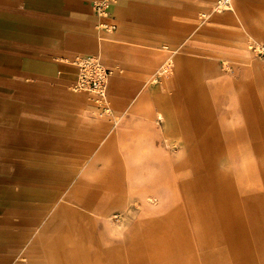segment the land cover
<instances>
[{
	"label": "rangeland",
	"instance_id": "1",
	"mask_svg": "<svg viewBox=\"0 0 264 264\" xmlns=\"http://www.w3.org/2000/svg\"><path fill=\"white\" fill-rule=\"evenodd\" d=\"M116 1L108 8L110 22ZM172 2L177 28L186 30L181 42L178 36L168 46L177 51L174 59L183 57L179 65L187 73L179 79L171 70L156 74L167 54L163 43L132 54L123 47L136 44L121 42L110 35L112 31L96 40L92 30L91 48L72 54L97 53L111 71L106 113L99 114L89 92L73 89V77L64 74L70 68L61 66L60 74L56 73L57 62L46 56L52 53L50 44L43 67L53 74H45L44 89L29 92L33 95L23 100L12 99L10 121L1 106L0 186L11 190L4 199L0 196V233L13 229L8 223L11 219L31 224L27 241L21 242V256L0 250V264H62L58 253L52 252L63 234L69 238L75 264H231V258L248 256L243 238V190L252 184L254 189L259 171L244 160L259 158L229 156L223 138L218 154L203 155L202 169L176 172L174 164L184 160L186 152L167 153L162 140L172 135H217L220 128L256 120L264 125V60L250 48L264 42V37L247 35L244 28L229 25L239 21L235 0L220 12L213 11L216 0ZM179 4H187V12L180 11ZM251 11L255 17L249 19L264 26V5ZM181 13L180 20L176 15ZM198 35H202L200 43L196 42ZM243 52L249 55L248 66L242 63ZM117 76L122 83L115 87L111 79ZM248 91L251 99H245ZM37 94L44 97V103L37 104ZM157 112L163 113V120L156 121ZM36 163L47 170L32 172L29 168ZM112 166L120 201L109 220L87 212L90 220L97 221L95 229L88 227L91 223L78 229L72 219L54 221L61 204H65V214L77 207L74 193L92 200L93 205L106 199L105 181ZM24 170L34 181L45 183H27V175L12 177ZM197 225L207 240L204 246L198 243ZM170 230L175 235L173 243ZM186 231L189 246L185 250Z\"/></svg>",
	"mask_w": 264,
	"mask_h": 264
},
{
	"label": "crops",
	"instance_id": "2",
	"mask_svg": "<svg viewBox=\"0 0 264 264\" xmlns=\"http://www.w3.org/2000/svg\"><path fill=\"white\" fill-rule=\"evenodd\" d=\"M92 0H0V111L4 105V116L8 120L12 117V99L19 97V100L26 99L32 96V91L44 89V76L50 75L52 72L44 70V54L50 46L52 53L47 54L52 63L55 61L58 64L56 73L60 74L61 66L70 68L69 71H64L65 75L72 76L73 80L76 77L74 67L70 66L65 60L71 58L80 50H89L91 48L92 30L94 37L98 39V35H103L104 32H98L96 24L99 18L93 13L90 2ZM239 15V21L234 20V28H244L247 35L254 37H264V26L255 25L253 20L255 14L251 9H260L262 2H251L250 0H235ZM231 5V4H230ZM251 5V7H250ZM176 7L172 0H117L112 5L110 16L116 24V28L110 35L124 43L136 44L134 47L124 46L123 49L132 54L147 52L155 46L156 43H163L164 51L167 53L163 64L156 74L166 73L168 70L174 74L175 78H180L181 74L187 72L181 70L179 62L183 57L181 55L173 58V54L177 53L176 49L169 48L178 36L183 37L184 29L177 28L178 18L173 17ZM180 11L187 12V4H179ZM251 11V12H249ZM176 15V14H175ZM183 18V14L176 15ZM108 20V19H107ZM110 21V20H108ZM238 33V32H237ZM202 35L197 36V43H200ZM180 42L182 41L179 40ZM48 42V43H47ZM46 43V44H45ZM50 44V46L48 45ZM143 44V45H141ZM141 45V46H140ZM69 54H72L69 56ZM82 55H97V53H75ZM242 63L248 66L249 55L246 52L242 53ZM131 69V68H129ZM53 74V73H52ZM72 80V83H73ZM122 78L119 76L111 79L113 86L121 85ZM115 86V87H116ZM43 93H41L42 95ZM37 94L36 100L38 103H44V97ZM251 91H248L246 98L251 99ZM57 100V99H53ZM181 106L188 105L180 103ZM242 106L244 103L242 102ZM164 107L167 108V100ZM254 110V109H253ZM232 112V111H231ZM248 114V109L245 110ZM27 115L24 108L23 114ZM168 114V113H167ZM246 114V115H247ZM25 116H23L24 118ZM162 112H157L156 121L163 120ZM256 120L254 123H246L243 126L233 128H220V133L217 135H202V136H176L172 135L164 137L162 140L163 147L167 153L172 151H184L186 157L184 160L174 164L176 172H188L202 169V159L205 154H218L221 147V139H227L228 154L231 155H249L259 158L244 160V164H250L252 169L259 171V177H256L254 189L253 184L245 185L243 190L244 205H243V238L245 240L246 253L243 259L231 258V264H264V125ZM222 132V133H221ZM111 163L112 158L110 159ZM108 161V162H110ZM29 168V167H28ZM111 173L108 172L105 181L106 199H102L95 203L92 200H86L79 196V193H74L77 207L70 208L71 214L62 213L65 204H61L59 212L54 214V221L59 219H72L78 229L88 227L95 229L96 219H89L87 212L96 215H104L109 220V215L117 208L120 196L117 191V178L115 176V167H109ZM32 172L45 171V166H39L37 163L29 168ZM26 176L27 183L42 185L44 181H34V176L25 170L12 177ZM28 176H31L28 178ZM37 176V175H35ZM178 176V175H177ZM39 177V176H38ZM51 187L54 186L49 184ZM57 186V184H55ZM76 187V186H75ZM18 188V187H17ZM77 189V188H76ZM11 188L0 186L1 198L7 197ZM77 195V196H76ZM151 199L148 198V201ZM76 208V209H75ZM153 220V219H151ZM67 221V222H68ZM52 222V220H51ZM12 230L6 233H0V250L9 252L12 256H21L23 246L21 242L27 241V229L31 222H24L21 218L9 220ZM53 223V222H52ZM70 225V224H69ZM104 231V230H103ZM171 231V230H170ZM172 232V231H171ZM187 232V231H186ZM198 243L201 246L205 245L203 238V229L196 226ZM162 236V231L158 234ZM188 232L185 238V250L189 246ZM215 235V233H214ZM222 236V233H221ZM173 237V238H172ZM171 243L175 240V235L172 232ZM222 239V238H221ZM219 240L220 243L223 240ZM68 236L63 234L59 242L55 243L53 248L54 255L62 264H75L72 248L68 243ZM224 243V242H223ZM253 253V254H252ZM256 255L254 258L252 255ZM201 254V262L202 261ZM248 257V258H247ZM10 264L11 262H3ZM204 263V262H203ZM16 264H32V263H16ZM208 264V262L206 263Z\"/></svg>",
	"mask_w": 264,
	"mask_h": 264
},
{
	"label": "built area",
	"instance_id": "3",
	"mask_svg": "<svg viewBox=\"0 0 264 264\" xmlns=\"http://www.w3.org/2000/svg\"><path fill=\"white\" fill-rule=\"evenodd\" d=\"M113 1L92 0L90 2L93 13L99 18L95 26L98 32L113 31L116 28L115 23L106 19L109 5ZM230 4L231 0H216L213 11L220 12L228 9ZM98 39L102 40L103 35H98ZM250 48L255 56L264 60V42L252 44ZM66 62L76 71V77L72 83L73 89L89 92L95 99V108L100 112L99 114L106 113L108 110L105 106L106 89L111 71L102 65L98 55L76 54Z\"/></svg>",
	"mask_w": 264,
	"mask_h": 264
}]
</instances>
